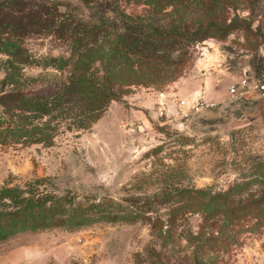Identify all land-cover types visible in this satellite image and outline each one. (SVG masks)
Wrapping results in <instances>:
<instances>
[{"label":"rangeland","instance_id":"obj_1","mask_svg":"<svg viewBox=\"0 0 264 264\" xmlns=\"http://www.w3.org/2000/svg\"><path fill=\"white\" fill-rule=\"evenodd\" d=\"M42 1L97 32L77 59L91 85L42 119L0 106V264H264V110L228 94L264 77V0ZM201 26L216 34L195 40ZM140 27L183 44L136 56L120 38ZM70 37L2 35L23 58L0 49V95L52 97L73 74ZM96 88L114 95L97 117ZM161 94L204 105L166 121Z\"/></svg>","mask_w":264,"mask_h":264},{"label":"trees","instance_id":"obj_2","mask_svg":"<svg viewBox=\"0 0 264 264\" xmlns=\"http://www.w3.org/2000/svg\"><path fill=\"white\" fill-rule=\"evenodd\" d=\"M45 30L52 31L61 37H70L72 34H76L78 38L80 37L79 39L76 38L68 64L72 66L73 74L52 97L44 95L29 97L28 94L15 91L2 93L0 95V106L5 108L7 112L21 108L25 110L24 113L28 117H31L29 113H32L34 117L42 119L49 113L48 101L51 98H54L58 104L63 101L62 106L70 111L75 104L80 101L83 102L87 96V88L91 85V82L87 74L79 69L81 63L77 59L86 45L89 44H85L86 40H91L92 42L98 40L97 32L77 24L72 26L71 23L63 18L56 7L42 0H0V37L9 34L15 37H23ZM215 34L210 33L207 27L201 26L193 31L191 37L195 40H207L213 38ZM130 36L122 35L120 41L122 43L124 41L134 55L150 59L165 60L168 55L177 51L183 44L179 33L170 35L169 33H158L156 31L148 32L144 31L143 27H140L137 32L132 33ZM2 48H6L15 59L22 60V51L14 43L0 41V49ZM177 76L176 74L169 78L173 79ZM95 91L99 92V96L103 99V104L98 107V112L95 115L97 117L106 107L104 104L111 101L114 95L111 93L112 91L107 92L101 88H96ZM77 122L79 129H87L93 121L92 117H88L85 120L79 119ZM263 202L264 197L257 203Z\"/></svg>","mask_w":264,"mask_h":264},{"label":"built area","instance_id":"obj_3","mask_svg":"<svg viewBox=\"0 0 264 264\" xmlns=\"http://www.w3.org/2000/svg\"><path fill=\"white\" fill-rule=\"evenodd\" d=\"M228 94L241 95L244 98L248 94H252L254 97V103L261 110H264V77L255 79L250 78L249 75L242 76L236 83L231 84L228 87ZM190 104V107L196 109L204 105V101L200 96H195L189 102L185 100H179L177 104H173L163 94L160 95L158 100V113L161 119L171 120L176 116L184 115L181 111V107L186 104Z\"/></svg>","mask_w":264,"mask_h":264},{"label":"crops","instance_id":"obj_4","mask_svg":"<svg viewBox=\"0 0 264 264\" xmlns=\"http://www.w3.org/2000/svg\"><path fill=\"white\" fill-rule=\"evenodd\" d=\"M34 254L35 253L30 248H24V249L19 251L18 259H20L22 261H27V260L32 259L35 256Z\"/></svg>","mask_w":264,"mask_h":264},{"label":"bare ground","instance_id":"obj_5","mask_svg":"<svg viewBox=\"0 0 264 264\" xmlns=\"http://www.w3.org/2000/svg\"><path fill=\"white\" fill-rule=\"evenodd\" d=\"M187 102H189V101H187ZM186 109H190V104H189V103L186 104V105L182 108V111H183V113H185V114H187V113H186Z\"/></svg>","mask_w":264,"mask_h":264}]
</instances>
